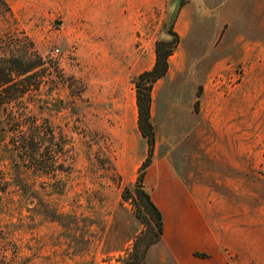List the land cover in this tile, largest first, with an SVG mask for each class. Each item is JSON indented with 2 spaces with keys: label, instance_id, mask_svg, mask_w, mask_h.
Listing matches in <instances>:
<instances>
[{
  "label": "rangeland",
  "instance_id": "1",
  "mask_svg": "<svg viewBox=\"0 0 264 264\" xmlns=\"http://www.w3.org/2000/svg\"><path fill=\"white\" fill-rule=\"evenodd\" d=\"M181 1L0 0V98L13 84L21 91L0 103V264H129L136 240L139 264H178L193 245L182 215L213 202L249 208L248 251L229 250V261L264 264V0H194L185 10ZM170 27L180 43L153 84L156 141L143 169L135 81ZM13 50L43 63L29 74L1 65ZM241 90L249 181L230 195L225 179L245 176L197 155L200 139L211 143L210 109L234 105ZM199 181L205 190L194 194ZM138 184L166 212L167 233L149 247Z\"/></svg>",
  "mask_w": 264,
  "mask_h": 264
},
{
  "label": "crops",
  "instance_id": "2",
  "mask_svg": "<svg viewBox=\"0 0 264 264\" xmlns=\"http://www.w3.org/2000/svg\"><path fill=\"white\" fill-rule=\"evenodd\" d=\"M193 1L189 0L185 3L184 10ZM182 13L178 16L177 23L181 20ZM179 33L181 35V32ZM154 63L152 64L154 65ZM153 65L144 68L140 73L151 69ZM238 97L239 99L234 105L214 106L210 109L209 115H215L214 118H209V130L213 133L210 135L211 143L200 139L202 153L197 155L200 163L214 162L218 169L240 170L241 175L245 176V178L238 179L229 175L225 179L224 182L230 195L233 193L229 188L238 189L242 185L245 187L249 181L246 177L248 174L247 161L243 153L247 151L248 147L246 128L248 94L241 90ZM203 134L202 128L200 135ZM215 171L208 172V175L218 176L219 173ZM190 190L194 194H202L205 188L199 181ZM162 210L166 220V212L163 208ZM248 211L249 208L246 205L240 206L227 202H213L208 206H203L201 203L191 205L189 212H184L182 215L183 220L178 223V228L183 234L187 230L185 236L188 237L189 244L193 243V245L188 247V250H185L177 259L178 264H232L227 256L229 250L239 253L242 258L244 251H248L249 248ZM234 217H236L235 222L233 221ZM166 233L165 222L163 236ZM243 242L245 246H243ZM195 252H203L209 256L204 260L202 257L196 256Z\"/></svg>",
  "mask_w": 264,
  "mask_h": 264
},
{
  "label": "trees",
  "instance_id": "3",
  "mask_svg": "<svg viewBox=\"0 0 264 264\" xmlns=\"http://www.w3.org/2000/svg\"><path fill=\"white\" fill-rule=\"evenodd\" d=\"M184 1H181V7L183 6ZM172 35L171 40L159 41L156 44V59L153 67L149 70H145L140 73L135 81L136 84V103L138 107V128L144 138L147 140L148 144V153L145 160L142 163L143 169L148 168L152 163V152L153 146L156 141V133H155V125L152 121L151 108H152V88L153 84L158 80L164 78L170 68V57L174 53L175 47L180 43V35L174 30L173 27L169 28L168 31ZM13 49V48H12ZM38 59V62H34L33 59ZM1 65H8L10 68L13 66L17 67L18 71L23 74H29L32 69L37 67L38 65H42L43 58L36 51L31 53L26 50L24 53H17L13 50L10 56L4 55L2 58ZM4 69V68H3ZM1 72V71H0ZM0 77V85L4 79ZM31 76L27 75V79L24 81L25 86H29L31 82L29 79ZM12 79L8 78L5 80L6 83L11 82ZM19 85V84H15ZM18 86H11L9 88L7 98H0V103H11L12 101H17L19 97H21V91L18 92ZM198 97L202 94V86L198 88ZM199 106V99L195 101V107ZM138 199L141 201L142 207L150 215V221H146L144 215L141 214L140 208L136 210V216L143 222L146 223L148 228H150V234H143V240L146 241V247H149L155 243H157L165 232V221H164V213L159 208V206L154 202L149 192H147L143 187L137 189ZM141 242L139 240L135 242L134 253L132 254V259L134 262L129 264H139L142 260V254L140 252ZM196 255H201L206 257L207 254H199L196 252Z\"/></svg>",
  "mask_w": 264,
  "mask_h": 264
},
{
  "label": "built area",
  "instance_id": "4",
  "mask_svg": "<svg viewBox=\"0 0 264 264\" xmlns=\"http://www.w3.org/2000/svg\"><path fill=\"white\" fill-rule=\"evenodd\" d=\"M59 51H60L59 48H55V49L53 50V52L56 53V54H57Z\"/></svg>",
  "mask_w": 264,
  "mask_h": 264
},
{
  "label": "water",
  "instance_id": "5",
  "mask_svg": "<svg viewBox=\"0 0 264 264\" xmlns=\"http://www.w3.org/2000/svg\"><path fill=\"white\" fill-rule=\"evenodd\" d=\"M138 186H139V187H142V186H144V185H143V184H138Z\"/></svg>",
  "mask_w": 264,
  "mask_h": 264
}]
</instances>
